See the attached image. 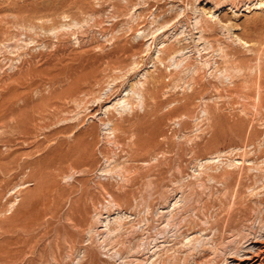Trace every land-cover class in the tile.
<instances>
[{
  "label": "rangeland",
  "instance_id": "rangeland-1",
  "mask_svg": "<svg viewBox=\"0 0 264 264\" xmlns=\"http://www.w3.org/2000/svg\"><path fill=\"white\" fill-rule=\"evenodd\" d=\"M261 242L264 0H0V264Z\"/></svg>",
  "mask_w": 264,
  "mask_h": 264
},
{
  "label": "bare ground",
  "instance_id": "bare-ground-1",
  "mask_svg": "<svg viewBox=\"0 0 264 264\" xmlns=\"http://www.w3.org/2000/svg\"><path fill=\"white\" fill-rule=\"evenodd\" d=\"M257 30V29H256ZM255 240V239H254ZM261 244H262V242H261ZM252 247V246H251ZM260 248L259 249H261L262 251H263V253H264V244H262V246H259ZM248 249V248H247ZM246 249V250H247ZM256 249V248H255ZM255 251V250H254ZM15 252V251H14ZM249 252V251H248ZM253 252V251H252ZM256 252V251H255ZM237 254V253H236ZM248 254V253H247ZM243 255V254H242ZM251 255H255V253H253V254H251ZM256 255H257V253H256ZM253 256V257H251L250 255V257L251 258H249V259H247V260H245V264H262V261H261V259H260V257L258 258L257 256ZM249 256H247V255H245V257H249ZM244 257V258H245ZM246 259V258H245ZM242 263V262H241Z\"/></svg>",
  "mask_w": 264,
  "mask_h": 264
}]
</instances>
